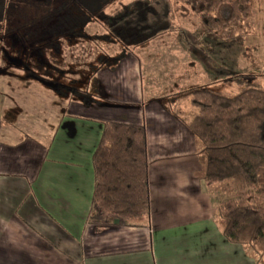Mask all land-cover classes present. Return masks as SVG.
I'll return each mask as SVG.
<instances>
[{"label":"crops","instance_id":"0c3cea01","mask_svg":"<svg viewBox=\"0 0 264 264\" xmlns=\"http://www.w3.org/2000/svg\"><path fill=\"white\" fill-rule=\"evenodd\" d=\"M162 46L100 71V103L90 106L0 74V264H253L223 237L195 177V138L182 121L195 112L186 96L166 106L186 88L175 51ZM109 122L145 129L147 227L94 209V153Z\"/></svg>","mask_w":264,"mask_h":264},{"label":"trees","instance_id":"16d2710c","mask_svg":"<svg viewBox=\"0 0 264 264\" xmlns=\"http://www.w3.org/2000/svg\"><path fill=\"white\" fill-rule=\"evenodd\" d=\"M46 1L36 5L43 14L11 26L12 1L0 0V71L13 67L59 99L84 106L100 103V71L114 70L127 56L179 34L178 14L198 13L203 27L217 36L225 30L229 37L249 26L253 9L252 0ZM20 2L27 7L33 4ZM13 39L23 45L22 50L15 48ZM11 50L16 55L9 54ZM79 51L85 56L75 57ZM32 52H37L40 62L30 58ZM74 60L83 61V68H75ZM75 74L83 76L77 79ZM238 83L239 90L232 94L206 85L187 87L165 103L175 110L174 101L186 96L197 110L190 120L181 119L195 138L200 164L195 177L211 197L223 237L264 264V85ZM94 165L97 214L114 218L121 226L147 227L150 202L144 127L105 124ZM235 194L240 197L230 198Z\"/></svg>","mask_w":264,"mask_h":264},{"label":"rangeland","instance_id":"374dc122","mask_svg":"<svg viewBox=\"0 0 264 264\" xmlns=\"http://www.w3.org/2000/svg\"><path fill=\"white\" fill-rule=\"evenodd\" d=\"M11 1L14 8L11 12V26L23 23L32 15L43 14L42 9L37 8L36 5L38 2H47L46 0H30L33 4L27 7L20 0ZM252 1L253 9L249 26L234 31L233 36L227 37L225 30L222 31V35L217 36L215 31L203 27L198 13L194 16L187 14L184 17L178 14L179 34L165 36L152 43L153 46L165 45L162 48L171 47L175 51L181 63L185 88L206 85L211 90L232 94L239 90L238 80L264 85V0ZM92 31L94 29L90 30ZM12 43L16 49L17 47L21 49V46L23 48L16 39H13ZM22 52L24 53L25 50ZM36 53L32 52L30 58L38 60L35 57ZM9 54L16 55L12 50ZM77 56L82 58L85 52H76L75 57ZM82 62L74 60L75 68H83ZM18 63L19 60L14 62V65L17 66ZM0 74L21 75L13 67L3 69ZM82 76L75 74L73 77L79 79ZM26 81L29 80L26 79ZM186 100L188 102L184 101L185 107L196 113L197 110L191 105L189 97ZM239 197L240 194H235L230 198L234 200ZM253 264H259V262L254 259Z\"/></svg>","mask_w":264,"mask_h":264}]
</instances>
